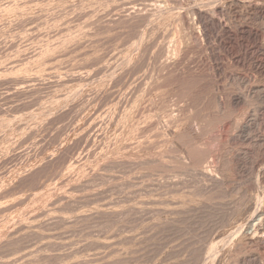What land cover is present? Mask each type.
I'll return each mask as SVG.
<instances>
[{
	"label": "rangeland",
	"instance_id": "rangeland-1",
	"mask_svg": "<svg viewBox=\"0 0 264 264\" xmlns=\"http://www.w3.org/2000/svg\"><path fill=\"white\" fill-rule=\"evenodd\" d=\"M23 1H26V2H23ZM128 1H131V0H128ZM128 1L127 0H99V1L91 0L90 2V0H22V1L21 0H0V5H1L0 6V26H1L0 27L1 29L0 30V36H1L0 37V264H158L159 262L158 261V249H156L157 247L155 246H157L156 242H158L157 240L159 238L158 237V234H159L158 214L159 213L157 212V209L159 208L161 203L159 202V199L157 198L158 195H157L155 186H156V180L158 178L157 175L159 174V169H161L160 167L163 166L161 165V161L159 159H165L167 157L166 156L165 158L164 156L155 157V151L151 145H148V148H145L147 146L141 147V149L138 148L139 150L133 147L135 150L133 148L132 150H130L131 148L130 149L128 148L129 150L127 148H123V150L121 149L120 151L118 147L122 148L123 146L120 144L119 139H118L119 144L116 143L117 140L115 142V144H118L116 145L117 148L113 147V144L111 145L113 148L109 146L111 149L109 148L108 150L110 151L112 150L111 152L106 151L107 153L104 152L100 154V153H97V151L100 152L99 150L100 147H98L99 145H101V148L103 146H106L105 143L103 144V141H102L103 139L100 138V136L102 135V133L105 132L104 130L108 127L107 124H110L112 120L111 118H115L114 115H117L116 118L119 119V116H120L119 112H122V109H124L125 106L128 107V105L131 104L129 102H132L135 98L138 99V100L136 99L138 101V102L136 101L137 108H139V106H143L146 108H150L151 111L153 110L152 111L153 114L150 118H151V121L154 118L155 121L154 120L153 121L154 122L157 121L156 123L158 125L166 123L167 116L165 114L166 112L164 109V105H162L163 103L166 104V102H168L167 104L170 105L168 106V108L172 110L173 108L176 109V107L180 108L183 106L182 108L186 110L185 112L189 114L190 116L194 114V116L202 117L205 115L208 108H210V110L208 109V111L213 110L211 105L210 107H208L209 102H206V98L204 97L207 93V95H209L207 97L209 100L208 99L207 100L212 101L211 97L213 95L212 94L213 92H212L211 82H209L210 81L209 76L211 77L213 76H212V73L210 74L211 71L208 70L207 68H206L207 70L205 69L206 72L204 71L205 74L199 73V76H195L189 80H186L190 83L188 84V82H186L188 85L195 86L193 88H191L192 86L190 87L192 89V90L190 89L191 91H189L188 88L185 89L181 87L179 89V87H177L180 92L176 90L177 88H175V90L171 92L169 91V93L168 92L166 93L165 90L157 91V93L155 92L151 94L150 97L144 96L146 98L136 93V95L140 97L139 98L138 96L135 97L136 96L135 92L139 89L137 88L138 87L137 84H139V82L142 83L138 78L141 79L142 75L146 76L148 71L151 72V73L148 72V75H147L148 77L153 73H154L153 75H155L154 70H155L157 61L154 60L155 57H153V52H152V56H150V53L151 51L155 50V47L158 43L157 41L162 40L164 43H167L170 40H178L180 38L181 32L176 33V31H173L174 25L177 24L176 21H178L177 16L175 14H171L173 17L171 15H170L171 17H169V15L166 16L164 19L161 20L165 22L159 23L160 25L155 23V25H152V27H149L151 29V33H150V30H148L149 28H147L146 30L150 34L157 33L156 34L157 36H155L156 38L151 37L154 39L150 38V36L152 35H148L149 33L148 34L146 33L147 35L145 34V32H147L146 30L144 32L139 33L141 34L139 36L137 33L138 31L137 27H135L136 32L133 31L134 28H131L133 33L135 32L134 35H136V37L132 35L133 33L130 32L131 31L130 28L128 30L126 28L125 31L123 30L125 32L123 34H121L123 31H121V33L119 31L120 34H117L118 32L115 33L116 31L106 34V35H110L112 38L114 37L116 42H119V44L121 43V45H116L117 48L118 47L120 48L119 50H122L124 47V49L122 50L123 54L120 53L118 49H117L118 51L115 49L118 55L114 54L115 51L113 55L117 56L118 61L120 57L119 55H121L119 64L123 65V63L124 64L126 63L125 65H123L125 67H121V65L117 64L118 61H116L117 60L116 56L111 60L115 59L113 63L118 66L113 64L115 66L114 67L112 65V62L111 64H108V65L106 64L108 63L106 61L110 59L111 57L109 58L106 57L105 58L106 60L104 63L103 62L104 59L102 60V58L100 57L101 50L99 51L100 53L95 56V58L86 57L88 59L90 58L88 62L86 61L87 59H83L82 62L84 63L86 62L85 63L86 67L85 65L84 66L77 65L78 61L75 60L76 59L75 55H71L72 57L70 60L66 59L67 63L65 61H61L60 62L61 64L57 65L56 64L57 60H54L52 61V64L47 66L48 68H44V69H42L40 65H37L38 63H40L39 61L38 62L36 61L37 63L36 62L31 63L32 61L30 59H29L30 62H28L29 60H27L28 58H30L31 54L33 55V54L40 53V49L44 46V44H48L51 41L56 40L55 35L57 34L56 36L58 37L59 34L63 32L64 28H67L68 26L69 27L71 26L72 28L73 25L75 26L76 24H78L77 22H81V19L82 20L85 19V18H82L84 15L83 14L81 15L82 11L84 13V10H83L84 7L87 8V6H89L90 4L91 5L93 4L92 5L94 6L93 9L95 8L94 11L96 10L97 12V10H99L97 12L98 14L96 13L97 15L95 14L93 16L91 14L92 16H89L86 18L87 20L88 18L89 20H91L92 18L95 19L96 16L98 17V15L100 16V15L107 14L106 16H109L111 14H114L115 7L121 6V4L128 2ZM248 1L253 2L255 0H236V2H239L236 5L237 11L238 12H240V10L245 11L243 10L242 7L246 6ZM165 2L168 4H174L170 0H165ZM259 3H261V0L259 1ZM238 4H241V5H238ZM187 6L188 5L185 4V2L182 3L181 5V7H184V8ZM29 8H31V11ZM80 8L82 9V11ZM3 11H6V12H3ZM103 12L104 14H102ZM5 14L7 16H5ZM9 14L11 15V17ZM248 17L249 16L245 18V14L242 15V17L237 16L236 21L237 22L239 21L247 22L248 21L249 23L248 22L247 23L251 24L250 26L256 29L258 28L260 31L262 29V31L259 34V37H257V39L255 40L253 38H246V39L241 38V39L236 40V44H235L236 46L235 45L233 46L235 47V49L232 47L233 51H235L236 53V65L235 64L227 65L228 69L226 71L229 72L230 70H233V72L236 73L237 77H236L235 84L233 85L232 83H230L231 86L233 85L234 87V89L232 87L233 90H237L239 92L243 89V85L239 82L238 79L240 77H245L248 79L247 87L257 84L259 88L262 91H264V79H263L264 76L256 73L253 66H251L254 56L258 58L260 57L262 58L263 56L262 55L263 53L257 52L255 49L256 47L264 46V32H263L264 15L258 18L256 17L248 18ZM36 24L38 27L36 26ZM10 27L12 28V31ZM85 29H86L85 31L87 32V34L90 33L91 29L89 30L87 28ZM20 32L22 33V35H20L21 34ZM30 33H31V36H29ZM41 34H43V36ZM19 35L21 37H19ZM137 35L140 37V39L138 38ZM142 35L145 38H143ZM110 36H107L106 38L104 37V35L103 37L97 36L96 38L98 40L101 37V39L99 40L101 43L98 44V41L96 39L95 41H97V43L94 42L95 43L94 46H97V49H100V47L102 49V46L104 45V43L107 41L108 38H109L108 41L110 45L112 46L115 40L112 39L113 41L111 42ZM177 36H179V38ZM146 38H147V41L145 40ZM148 38L151 40H148ZM71 40L69 42L74 44L75 41L72 42ZM121 40H123L124 42ZM150 41H154V42H150ZM29 42H31L32 44ZM114 44H117V43H114ZM140 45L141 46L146 45L145 47L146 48L149 47L150 49L148 48L149 50H147L146 48L141 47ZM190 45L192 47H190ZM71 46L73 45H69L68 48L73 51L69 49L68 51L69 52L71 51V53H74L75 52L74 50L76 49L75 48L72 49V48L75 46L73 47ZM35 47L39 49L37 50ZM152 47H154L153 50H152ZM189 47L191 51H189L188 57L190 58L187 57V59L188 60L191 59L188 62L189 64L191 63L192 66L195 65V62L200 63L201 57L202 58L205 57L206 54L209 55V59H212L211 54L208 53L209 51L206 52L204 48L203 49L200 48V50H198L194 42H190ZM135 49L137 52H135ZM36 50L38 52H36ZM142 50L144 51V53ZM140 52L141 54H139ZM213 52L214 53L212 54L215 56L223 57L226 55V51H224L221 48H218V46L214 48ZM133 54L137 55L133 57L134 59L136 58L135 59L136 61L133 58H131ZM142 54L144 57L142 56ZM257 54H259V56ZM97 56L100 57L101 60H97L98 59ZM147 56H150V57H147ZM23 58L25 59L23 60ZM137 58L139 59V61ZM131 59H133L134 62ZM144 59H147V61H145ZM128 60H131L132 64L134 63V67H136L134 71H133V66L129 64L131 62ZM18 62H23V63H18ZM62 62H64V64ZM69 62L70 63L72 62V63L70 64ZM26 63L30 65L32 64L34 68L30 65H27ZM103 63L107 67L106 70H108L109 65L110 67L113 66V69L115 68L114 70H116L117 74L118 73L120 74V75L118 74L117 77L119 76L121 79L123 78L124 79L121 81L119 77L117 78L115 75V71L112 68L110 70L111 72H109V70L106 71V74H108L109 76L108 75L103 76V74H100L99 72L101 70L105 74L104 72L105 66L102 69ZM109 63H110V60H109ZM152 63H154L155 65ZM202 65L205 68V61L202 63ZM66 66L68 67L65 68ZM14 67H16L17 69ZM20 67L23 70L20 69ZM116 67L126 68V70L124 69L125 71L123 73V69L117 70ZM152 67L154 68V70H151ZM85 68L89 69L87 70L89 72L93 69L91 71L93 75L94 74L97 75V73L102 75V78L100 79V81L103 84L105 83L104 80L107 81L106 79L109 77V85L110 86L112 85V87L106 86L107 83H105L104 86L107 88L103 87V89L105 88L104 90L99 89L100 87L98 86H101V82L99 83L98 80H95L94 81L95 83L92 82L93 85H91V88H92L91 91L93 92V94L90 90L88 91L91 92V94L87 93L84 89H82L85 92L84 91L82 92V90H79L77 92L79 93V95L81 92V95L80 96L77 95L78 93H76L75 90L73 89L80 87L79 85L81 83V80L79 81L78 77H80L81 74L85 73L84 72L86 70ZM129 68H132V69H129ZM69 69L71 71H69ZM144 69H146L145 70L146 73L144 72ZM37 70L38 71L40 70V71L37 72ZM95 70L96 72L94 73L93 71ZM119 70L122 71L123 73L122 77H121V72H118ZM127 70L128 71L132 70L131 71L132 75L130 74V72H128V75L130 74L129 76L126 75ZM112 72H114V74ZM134 72L137 73V75ZM58 74L59 75L61 74V75L59 76ZM124 74L126 75V77H124L125 76ZM110 76L112 79L110 78ZM113 77L116 80L119 79L120 83L118 82L119 80L117 82L116 80L114 81ZM28 78L29 80L27 81ZM142 79L145 80L146 78L142 77ZM13 81H14V84H13ZM21 81H23V84ZM182 81H183V84H186L184 82L185 80H182ZM115 82L118 85L121 84L119 85V87L117 86L119 90L116 87L117 84H115ZM205 83H208V84H205ZM221 83H222L223 88L225 86L226 88V89L224 88L225 90H231L230 88H228V85L229 87H231L230 84L228 85L227 83L225 84V81H223V79ZM94 84H98L96 85V88H94ZM113 84L115 85L113 86ZM46 85H48V87ZM128 85H129V88H128ZM113 87H116V88H113ZM69 91H70V94H69ZM73 91L75 92L76 95L75 94L73 95L74 93ZM186 91L188 94L186 93ZM209 91L211 92L209 93ZM161 93L162 95L165 93L166 94L162 96ZM78 96L82 99H80ZM124 97L127 99H125ZM164 98H166V101ZM83 99L84 101H88V102L87 103L82 102ZM203 99H205V101H203ZM77 101L82 102V104L78 102L80 104L79 105ZM67 102L69 105L67 104ZM145 102L147 103L145 104ZM83 103H85V105ZM200 103H203V104L200 105ZM176 104L177 106H175ZM81 105L82 107L79 108ZM253 105H254L253 100L245 101L243 102V104L240 103L236 105L235 107L236 110L234 109L236 113V118L238 120V121L236 120L237 121L236 123H240L238 125H241V122L242 124L247 123L248 122L247 115L253 112L252 114H256L257 116H259V117L256 116V118L258 119L256 123L258 125H256V123L254 122H252L254 126L249 123L250 125L248 126L247 130L248 131L251 130V132L254 131L255 133L264 134V117H262L264 116V106L262 105L258 109L255 106L253 107ZM61 108H62V111H61ZM254 109L257 112L252 111ZM83 110L87 112L85 113ZM93 111L95 114L93 113ZM199 111L201 114H199ZM90 114L92 117L90 116ZM103 114H105V116ZM83 117L84 119L86 118L85 121L84 119L82 120ZM88 117H90L91 119H89ZM100 119L102 120L101 122H100ZM77 120H80V121H77ZM115 120L116 119H113L112 121H115ZM62 121L64 123V126H63ZM158 121L160 122V124L158 123ZM243 121H246V122H243ZM78 123H80L82 126H85V128L87 129L86 130L87 132L84 131L83 133H81V135L76 133L74 130L75 129L74 125H77ZM91 123L94 124V126H92ZM167 124H168V120H167ZM69 127L73 130H71ZM44 128L45 129L47 128V129L45 130ZM88 129L91 130V132H89ZM89 133L91 134L93 133V136L90 135ZM216 133L217 131L215 132L212 131V133L210 132L208 136L210 138H213V135L215 137ZM94 135H95V138L93 139L92 137H94ZM67 136L71 140L70 143L68 142L69 140L68 141L66 140L67 142L65 141V139L68 138ZM96 137H99V138L96 140ZM83 139L86 140L87 143L89 144H87L86 146H83L82 145L84 143L82 142L84 141ZM93 140H95L96 142L95 144ZM100 141H102V143ZM89 145H91V147ZM235 145H236V141H235ZM149 147L151 150L149 149ZM209 147H211V149H215L216 142L212 141ZM95 149H96V154L94 151ZM91 150H93L92 151L93 153H91ZM105 155H107V157ZM155 158L158 161H156ZM69 162H71V164ZM162 162H164V160ZM158 165H161V166H158ZM235 179H236V176H235ZM253 193L255 195L252 194L254 195L252 196V198L253 197L255 198L256 195L257 196L259 195L258 193L256 194V190H254ZM235 196L236 195L234 194V196H229V197L234 198ZM229 197L228 196L225 197L226 198L225 200H228ZM43 208L45 211L43 210ZM37 211L39 212L37 213ZM101 226L103 227L104 230H102ZM122 251H124L125 253L124 252L121 253ZM106 252L108 254H106ZM150 258L152 262L150 261Z\"/></svg>",
	"mask_w": 264,
	"mask_h": 264
},
{
	"label": "bare ground",
	"instance_id": "bare-ground-1",
	"mask_svg": "<svg viewBox=\"0 0 264 264\" xmlns=\"http://www.w3.org/2000/svg\"><path fill=\"white\" fill-rule=\"evenodd\" d=\"M170 1H172L174 4H168L165 2V0H140V1L131 0V1H128V2L121 4V6H117L118 8L115 7V9L116 8L117 9H116V11L114 9V14L110 13L111 15H109V16H106L107 14L100 15V16L98 15V17L96 16L95 19L92 18L91 20H89V18H88L89 21L86 18L89 16H92V15L94 16L99 10H97V12H96V10L94 11L95 8L93 9V7H94V6H92L93 4L92 5L90 4L89 6H87V8H85V7L83 8V10H84V13H83V11L81 9L82 6H81V8H80L82 11L81 15L83 14L84 16L82 18H85V19H83V20L81 19V22L76 21L78 24H76L75 26L73 25L72 28H71V26L64 28L63 32H61V34H59L58 37L56 36L57 34L55 35L56 40L52 39L53 41H51L50 43L44 44V46L40 49V53L33 54V55L31 54L30 58H28L27 60L30 59L32 61L31 63L39 61L40 63H38L37 65H40L41 68L44 69V68H48L47 66L52 64V61H54V60H57L56 64L58 65V64H61L60 63L61 61L66 62L68 59L70 60L72 57L71 55H75V57H76L75 60L78 61L77 65L78 66H81V65L84 66L86 62L85 63L82 62L83 59H87L86 61L88 62V60L91 57L95 58V56L101 52L100 57L102 58V60L104 59L103 62L105 63L106 57H108V58L111 57L110 59L107 58L108 60L106 62H108V63H106V64L108 65V64H111V62H112V65H113L114 64L113 61L115 59L114 60H111V59H113L116 56V55L114 56L113 53H114L115 49L116 50L120 49L119 47L117 48L116 45H121V43L119 44V42H116L114 37L112 38L110 35H106V34H109L110 32H114V31H116L115 33L118 32L117 34H120L121 31H123V30L125 31L126 28H127V30L130 28V30H131L130 32L133 33V31L136 32L135 27H137V29H138L137 33L140 36L141 34H139V33L144 32L147 28L152 27V25H155V23L159 24V23L165 22V21H161V20L164 19L166 16L169 15V17H171L172 16L171 14H175L177 16L178 21H176L177 24L174 25L173 31H176V33L181 32V34H180L181 36H180V38H179V36H177L179 38L178 40H170L167 43H164L162 40H159V41H157L158 43L155 47V50H153L154 47H152L153 51H151V53L150 52L149 53H150V56H152V52H153V57H155L154 60L157 61L156 62L157 64L155 66V70L153 67L151 69V70L155 71V75H153L154 74L153 73L148 77L147 76L148 72L151 73L150 71H148L147 75H146L147 77L142 75L143 78L144 77L146 78L145 80L142 79V77H141V79L138 78L142 83L139 82V84H137L138 85L137 88H139V89L135 92V95H136V93H138L139 95H142L143 97L144 96L150 97L151 94H153L155 92L157 93V91H164L165 90L166 93L167 92L169 93V91L171 92V91L175 90V88H177V87H179V89L181 87H183L185 89L188 88V90L191 91L192 90L191 88H193L195 86L191 85L192 86L191 87L190 85H188L190 83L186 80H189L195 76H199V73L200 74L204 73L205 69L207 68L208 70L211 71L210 74L212 73V76H213V77L209 76L210 81L208 80L209 82H211L212 92H213L212 93L213 95L211 97L212 101L210 100L211 103H210V101H208L209 99L207 97L209 95H207V93H206L207 96L205 95L204 97L206 98V102H209L208 107H210V105H211V107L213 109L211 111H213V112L208 111V109L210 110V108L207 107L208 109L206 108L207 112L205 113L204 116L198 117V116H194V114H192V116H190L189 114H187L185 112L186 110H184L182 108L183 106L180 108L176 107V109L173 108V110H172V109L168 108V106H170V105L167 104L168 102H166V104L163 103L162 105H164V109L166 112L165 114L167 116L166 119L168 120V124H167V120H166V123L162 122L164 124H161L162 125L161 126V125H158L156 123L157 121L154 122L155 121L154 118H153L154 121L152 120L154 123L151 121L150 117L153 114V112H152L153 110L151 111L150 108H146V107L139 106V105H138L139 108H137L136 101L138 99L135 98L132 102H129L131 104H129L128 107L125 106V108L122 109V112L118 111L120 113L119 114L120 116L118 115L119 119L116 118L117 115H114L115 118H111L112 120L113 119H116V120L115 121L111 120L110 124H107L108 127L104 130L106 133L104 132L105 134L102 133V135H101L102 137L100 136V138L103 139V140L101 139L103 141V144L105 143L106 146H103L101 148V145H99V146L97 145L98 147H100V149H99L100 152L97 151V153L102 154L106 151L109 152L110 151V150H108L110 148L109 146H111L112 144H113V147L117 148L116 145L119 144L118 143V139H119L120 144L123 146L122 148L118 147L120 149V151H121V149L123 150V148H127V149L131 148L130 150H132L133 147H135V149L136 148L141 149V147L147 146L145 148H148V145H151L155 151V157L156 156H161V157L164 156V158H165V156L167 157L165 159H159L161 161V165H163V166L160 167L161 169H159V174L157 175L158 178L156 180V186H155L156 192L158 195L157 198L159 199V202L161 203L159 208L157 209V212L159 213L158 214V228H159L158 229V232H159L158 237L159 238H158V240L155 239L158 241V242H156L157 246H155V247H157L156 249H158V261L160 262V263L158 262V264H264V134L263 133H255L252 130L254 132L253 133V132H251L250 128H249L250 131L247 130L248 126L250 124H252V122L256 123V121L258 120L256 118L257 115L252 114L253 113L252 111L255 112L257 110L256 108L259 109L262 105L264 106V91H262L257 84H254L250 87L248 86L249 87L248 88L247 87L248 79L245 77H240L239 79L237 78L239 80V82L243 85V89L241 88L242 90L239 92L237 90H233L234 89L233 85L235 84L236 77H237L236 73H234L233 70H230L229 72L226 71L228 69L227 65H232V64L236 65V53H235V51H233V48L235 49V47H233V46L236 44V40L241 39V38H244V39L253 38L255 40V39H257V37H259V34L262 31V29L260 31L258 28L256 29V28H253L252 26H250L251 24H248L249 23L248 21H247L248 23L247 22H241V21H239L240 20L239 19L238 20L239 22H237L236 17L237 16L242 17V15L245 14V18L247 16L258 18V17L264 15V0H261V3H259L260 0H255L253 2L248 1L246 6L242 7L243 10H245V11L238 9V10H240V12H238L237 8H236L237 3H239L240 1L236 2V0H170ZM5 2H7V1H5ZM23 2H26V1H23ZM90 2H91V0H90ZM184 2H185V4L188 5L185 8L181 7L182 3H184ZM29 4H30V2H29ZM87 5H88V3H87ZM238 5H241V4H238ZM10 6H12V5H10ZM51 7H52V5H51ZM9 8H11V7H9ZM106 8H107V6H106ZM29 9L31 11V8H29ZM35 9H37V8H35ZM22 11H24V10H22ZM50 11H52V10H50ZM3 12H6V11H3ZM32 12H33V10H32ZM109 12H108V14H109ZM35 14H36V12H35ZM102 14H104V12ZM7 15H8V13H7ZM7 15L5 14V16H7ZM10 17H11V15H10ZM13 17H14V15H13ZM6 19H7V17H6ZM10 19H8V20H10ZM17 20H19V19H17ZM166 20H167V18H166ZM84 21H86V22H84ZM74 22H75V20H74ZM44 23H46V22H44ZM256 23H258V22H256ZM11 26H13V25H11ZM36 26H37V24H36ZM260 26H262V25H260ZM172 27H173V25H172ZM85 28H87L88 30L91 29L90 33L87 34V32L85 31L86 30ZM131 28H134V30L132 31ZM25 30H27V29H25ZM148 30H150V33H151V29L149 28ZM11 31H12V28H11ZM119 31H120V33H119ZM124 31L121 34L125 33ZM7 32H9V31H7ZM263 32H264V28H263ZM43 33H44V31H43ZM52 33H54V32H52ZM134 33L132 35H134ZM146 33L148 34L149 32L147 31V32H145V34ZM150 33L148 34V35H152V36H150V38L157 36L156 35L157 33H155V34H153V33L150 34ZM20 35H22V33ZM20 35H19V37H21ZM41 35L43 36V34H41ZM103 35L105 38L107 36H110L111 37L110 41L112 42L113 41L112 39H114L115 40L114 43H117V44L113 43V45L111 46L109 41H108V39H109L108 38L107 41L102 46L103 50L101 49V47H100V49H97V46H94L95 45L94 42L97 43V41H98V44H100L101 42L99 40L101 39V37L99 40L96 37L97 36L103 37ZM29 36H31V33ZM134 36L136 37V35H134ZM139 36H138V38L140 39ZM142 36H141V38H142ZM52 37H54V36H52ZM143 38H145V37L143 36ZM28 39H30V38H28ZM96 39H97V41H95ZM151 39H154V38H151ZM151 39L148 38V40H151ZM158 39H159V37H158ZM70 40L72 42L75 41L74 44L70 43L69 42ZM102 40H104V39H102ZM145 40L147 41V38ZM121 41H123V40H121ZM132 42H134V41H132ZM150 42H154V41H150ZM190 42H194V44H196V48H198V50H200V48L201 49L204 48V50L206 52L209 51L208 53L211 54L212 59H209V55L206 54L205 57H203V58L201 57L200 63L195 62V65H193L194 67L190 63L191 64V66H190L188 61L191 59H189V60L187 59L188 53H189V51H191L190 47L193 46L192 45L193 43H192L191 44L192 46L190 45V47H189ZM29 43H31V42H29ZM68 44L75 46V47L71 46V47H73L72 49H74V48L76 49V50H74L75 51L74 53H71V51H73V50L68 48V46H69ZM22 46H24V45H22ZM145 46L146 45H142L141 47L146 48ZM152 46H154V45H152ZM216 46H218V48H221L224 51H226V55L224 54L225 56H223V57L213 55L212 53H214L213 50ZM148 48L149 47H147L146 49L149 50L150 48L149 49ZM68 49L71 51L69 52ZM123 49H124V47H123ZM136 49H135V52H137ZM37 50H36V52H38ZM122 50H119V51H120V53L123 54ZM255 50L257 52L263 53L262 54L263 56H262V58L261 57L258 58L256 56H254L253 62L251 63V66H253L256 73L264 76V46L256 47ZM143 53H144V51H143ZM114 54H117L116 51ZM139 54H141V52ZM252 54H254V53H252ZM259 54H257V55L259 56ZM129 55H130V53H129ZM135 55L133 54V56L132 57L130 56V57L133 58ZM119 56L121 57V55H119ZM142 56H143V54H142ZM150 56H147V57H150ZM86 57H90V58L88 59ZM100 57H98L97 60H101ZM120 57H119V61H118V58L116 56V58H117L116 61H118V63H117L118 65H121V64H119L120 59H121ZM188 58H190V57H188ZM251 58H252V56H251ZM17 59H19V58H17ZM24 59L25 58H23V60ZM133 59H131V60L133 61ZM139 59H138V61H139ZM30 60L28 62H30ZM109 60H110V63H109ZM125 60H127V59H125ZM131 60H128V61L131 62ZM144 60L147 61V59H144ZM19 61H21V60H19ZM25 61H23V62H25ZM138 61H137V63H138ZM204 61H205V68L202 65V63ZM23 62H18V63H23ZM90 62H92V61H90ZM62 63L64 64V62H62ZM104 63H103L102 69L105 66V69H104L105 74H106V71H108V70H109V72H111L110 71L111 68L113 69V66L116 65V64H114L111 67L109 65L108 70H106L107 67ZM150 63H151V61H150ZM154 63H152V64H154ZM125 64L123 63V65H125ZM129 64H131L133 66V71H134V69L136 68V67H134V63L132 64V62H131ZM27 65H30V64H27ZM118 65H116V66H118ZM123 65H121V67H125ZM30 66H32V64ZM135 66H137V65H135ZM67 67L68 66H66L65 68H67ZM85 67H86V65H85ZM89 67H91V66H89ZM97 67H98V65H97ZM121 67L120 68L116 67V68H117V70L123 69V73H124L126 68H121ZM14 68H16V67H14ZM81 68H83V67H81ZM95 68H96V66H95ZM20 69H22V68L20 67ZM36 69H37V67H36ZM85 69H86L84 71L85 73L82 71L84 74H81V76L78 77L79 81L81 80V83L79 85L80 87H77L76 89H73V90H75V92L78 93L77 91L84 89L87 93L91 94V92H92L91 91V89H92L91 85H93L92 82H94L95 80H98L100 83L101 82L100 79L102 78V75H100V74H103V76H107L108 74L105 75L101 70L99 72L100 74L97 73V75L94 74V75H96V76H94L91 72L93 69L90 71L91 74L89 71H87L90 68L89 69L85 68ZM129 69H132V68H129ZM146 69H148V68H146ZM146 69H144V72ZM120 70L118 72H121V77H122L123 73ZM39 71L37 70V72H39ZM50 71H49V73H50ZM63 71H65V70H63ZM69 71H71V70L69 69ZM114 71H115V75L117 77V75L119 73L117 74L116 70H114ZM131 71L132 70H129V71L127 70L126 75H128V72H130V74L132 75ZM140 71H142V70H140ZM21 72H23V71H21ZM93 72L95 73L96 70ZM112 73L114 74V72H112ZM113 74H112V76H113ZM135 74L137 75V73H135ZM38 75H39V73H38ZM98 75H100L101 77ZM126 75L124 77H126ZM25 76H27V75H25ZM114 77H113V80L115 81L116 79H114ZM105 78H107V77H105ZM110 78H111V76H110ZM131 78H133V77H131ZM123 79H121V81ZM222 79H223V81H225V84L227 83V85L230 83L233 84L232 86L230 84L231 87H229V85H228V88H230L231 90H225L226 89L225 86H224L225 89L223 88L222 83H221ZM28 80H29V78L27 79V81ZM64 80H66V79H64ZM106 80L108 81L107 82L104 80V82L107 83L106 86H110L109 85V77ZM118 80H116V82ZM139 80H137V81H139ZM182 80H185L184 82L185 83L188 82V84L187 83L183 84ZM62 81H60V82H62ZM21 82L23 84V81H21ZM116 82H115V84H117ZM118 82L120 83V80ZM3 83H4V81H3ZM49 83H50V81H49ZM136 83H138V82H136ZM13 84H14V81H13ZM104 84L101 82V86H98V87H100L99 89H103V87H105ZM110 84H112V83H110ZM115 84H113V86ZM205 84H208V83H205ZM96 85H98V84H94V88H96ZM119 85H121V84H119ZM119 85L117 84L116 87L117 86L119 87ZM46 86L48 87V85H46ZM61 87H63V86H61ZM89 87H90V89H89ZM110 87H112V85ZM116 87H113V88H116ZM232 87H233V89H232ZM105 88H107V87H105ZM128 88H129V85H128ZM110 89H112V88H110ZM179 89L177 88L176 90L179 91ZM84 90H82V92ZM88 90H90L91 92H89ZM118 90H119V88H118ZM96 91H97V89H96ZM187 91H186V93H187ZM75 92L73 93V95L75 94ZM210 92L211 91H209V93ZM69 94H70V91H69ZM92 94H93V92H92ZM109 94H110V92H109ZM165 94L162 95V93H161L162 96H164ZM77 95H79V93ZM80 95H81V92H80ZM123 95H125V94H123ZM137 96L138 95H136L135 97H137ZM190 96H191V94H190ZM139 97L140 96H138V98ZM146 97H144V98H146ZM195 97H197V96H195ZM200 98H202V97H200ZM80 99H82V98H80ZM108 99H109V97H108ZM125 99H127V98H125ZM164 99L166 101V98H164ZM249 100H253V102H254L253 107L255 106L256 110L255 109L252 110L251 111L252 113L247 115V117H248L247 123L242 124V122H241V125H238L240 123H236L238 120L236 118L235 107H236V105H238L240 103L243 104V102L249 101ZM80 101H82V100H80ZM203 101H205V99H203ZM78 102L79 101H77V103ZM82 102L87 103L88 101H84V99H83ZM82 102H79V103L82 104ZM85 103H83V104L85 105ZM139 103H141V102H139ZM146 103L147 102H145V104ZM203 103H200V105ZM67 104H68V102H67ZM197 104H199V103H197ZM30 105H32V104H30ZM84 105H83V107H84ZM94 105H95V103H94ZM175 106H177V104ZM81 107H82V105L79 108H81ZM62 108H61V111H62ZM199 110H200V108H199ZM93 113H94V111H93ZM199 114H201L200 111H199ZM66 115H68V114H66ZM103 115L105 116V114H103ZM90 116H91V114H90ZM257 117H259V116H257ZM262 117H264V116H262ZM88 118L91 119L90 117H88ZM83 119H84V117L82 118V120ZM85 119H84V121H85ZM13 120H14V118H13ZM82 120H81V122H82ZM77 121H80V120H77ZM101 121L102 120L100 119V122ZM159 121H158V123L160 124ZM86 122H88V121H86ZM243 122H246V121H243ZM259 122H260V120H259ZM62 123H63V121H62ZM80 123H78L77 125H74L75 126L74 130L76 133L81 135V133H83L87 129L85 128V126H82ZM95 123H97V122H95ZM145 123H146V125H148V123H149V125L146 126ZM102 125H104V124H102ZM256 125H258V124L256 123ZM53 126H54V124H53ZM63 126H64V123H63ZM92 126H94V124H92ZM95 126H97V125H95ZM159 126H161V127H159ZM88 128H89V126H88ZM16 130H18V129H16ZM71 130H73V129H71ZM76 130L77 131L79 130V131L77 132ZM14 131H15V129H14ZM88 131L91 132V130H89V129H88ZM212 131H214V132L217 131V133H216L215 137L213 135V138H210L208 136V134L210 132L212 133ZM93 133L92 134L89 133V134L93 136ZM62 134H63V132H62ZM27 136H28V134H27ZM92 138L94 139L95 135ZM98 138L99 137H96V140ZM66 140L67 141L69 140L68 141L69 143L71 141L69 137L67 139H65V141ZM116 140H117V142H116ZM93 141L95 144L96 143L95 140H93ZM102 141H100V142L102 143ZM212 141L216 142V148L215 149H211V147H209L211 145ZM235 141H236V145H235ZM82 142H84L82 144L83 146H86L87 144H89V143H87L86 140H84ZM89 142H90V140H89ZM115 142L118 144H115ZM90 144H91V142H90ZM89 146L91 147V145H89ZM90 147H88V148H90ZM44 149H46V148H44ZM47 149H49V148H47ZM149 149H150V147H149ZM87 150H89V149H87ZM92 151L93 150H91V153H93ZM94 151L96 154V149ZM124 151H126V150H124ZM105 156L107 157V155H105ZM72 157H74V156H72ZM81 157H83V156H81ZM78 159H79V157H78ZM157 159H158V157H157ZM157 159H156V161H158ZM163 160H164V162H162ZM68 161H70V160H68ZM165 161H167V162H165ZM69 163L71 164V162H69ZM159 164H160V162H159ZM161 165H158V166H161ZM235 176H236V179H235ZM83 184H85V183H83ZM254 190H256V194L258 193L259 195L258 196L256 195L255 198L254 197L252 198V196L255 195L253 193ZM232 192L236 195L234 198L229 197V196H234V194ZM252 194H254V195H252ZM227 196L229 197V199L225 200L226 199L225 197H227ZM43 210H44V208H43ZM38 212L39 211H37V213ZM101 228H102V230H104L102 226H101ZM102 233H104V232H102ZM123 252L124 251H122L121 253H123ZM106 254H108V253L106 252ZM102 259H103V257H102ZM119 259H121V258H119ZM150 261L152 262L151 258H150Z\"/></svg>",
	"mask_w": 264,
	"mask_h": 264
}]
</instances>
